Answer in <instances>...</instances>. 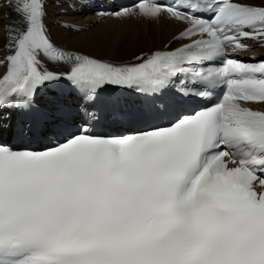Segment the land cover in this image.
<instances>
[{
	"label": "snow or ice",
	"instance_id": "snow-or-ice-1",
	"mask_svg": "<svg viewBox=\"0 0 264 264\" xmlns=\"http://www.w3.org/2000/svg\"><path fill=\"white\" fill-rule=\"evenodd\" d=\"M49 7L175 31L111 61ZM0 10V264H264V0Z\"/></svg>",
	"mask_w": 264,
	"mask_h": 264
},
{
	"label": "bare ground",
	"instance_id": "bare-ground-1",
	"mask_svg": "<svg viewBox=\"0 0 264 264\" xmlns=\"http://www.w3.org/2000/svg\"><path fill=\"white\" fill-rule=\"evenodd\" d=\"M3 14L4 12L0 10V25L6 22ZM88 21L90 22V20ZM144 24L145 22L143 21H118L115 19L97 22L91 28L90 33H88L92 41L90 44L82 43L80 38L64 40L65 31L57 26H51V31L54 39L62 40L66 47H77L99 57L121 60L130 58L134 53L141 51L135 46L137 44L143 46L145 49L142 50L144 51L160 47L175 31V26L170 23L162 22L160 24H149L148 26H144ZM125 27H129L131 30L124 36L122 28ZM145 29L147 30L146 34L143 33ZM119 30L122 31L123 39H116L113 36ZM125 30L128 31L127 28ZM145 46L149 48L147 49Z\"/></svg>",
	"mask_w": 264,
	"mask_h": 264
},
{
	"label": "rangeland",
	"instance_id": "rangeland-1",
	"mask_svg": "<svg viewBox=\"0 0 264 264\" xmlns=\"http://www.w3.org/2000/svg\"><path fill=\"white\" fill-rule=\"evenodd\" d=\"M58 18H60V17H58ZM65 19H68V20H70L71 18L70 17H67V18H65ZM72 20H75L77 23H82L84 20H83V18L82 17H80V16H78V17H73V19ZM128 29V31L127 30H125V29ZM118 30V29H117ZM122 30L124 31V32H126V33H124L123 32V34H124V36L127 34V33H129L130 32V30H131V28H129V27H125V28H122ZM120 31L121 30H119L118 32H116L117 34H115L114 33V35L113 36H115L114 38H116V39H119V38H122L123 39V37H122V31H121V33H120ZM120 33V34H119ZM136 47H138L139 46V44H137V45H135ZM147 49L149 48L148 46H145Z\"/></svg>",
	"mask_w": 264,
	"mask_h": 264
}]
</instances>
